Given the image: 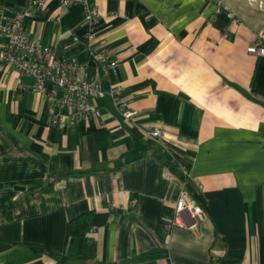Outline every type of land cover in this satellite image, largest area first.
Listing matches in <instances>:
<instances>
[{
  "label": "crops",
  "instance_id": "1",
  "mask_svg": "<svg viewBox=\"0 0 264 264\" xmlns=\"http://www.w3.org/2000/svg\"><path fill=\"white\" fill-rule=\"evenodd\" d=\"M91 1L94 39L83 5L61 0L34 9L25 34L84 62L88 79L101 78L92 51L106 49L137 113L124 118L103 80L101 117L51 125L33 79L0 62V262L264 264V57L248 51L264 0L221 11L211 0ZM182 196L204 210L197 230L167 226ZM89 210L86 234L69 241L68 222Z\"/></svg>",
  "mask_w": 264,
  "mask_h": 264
},
{
  "label": "built area",
  "instance_id": "2",
  "mask_svg": "<svg viewBox=\"0 0 264 264\" xmlns=\"http://www.w3.org/2000/svg\"><path fill=\"white\" fill-rule=\"evenodd\" d=\"M211 1L219 5L218 11L225 7L223 0ZM45 2L46 0H31L27 8L19 9L12 15L0 10V62L33 79L32 88L42 93L46 99L51 125L65 127L82 119L101 117L102 112L95 102L105 93L103 80L111 82L109 94L121 115L126 119L134 118L137 112L129 106L123 86L112 83L117 61L109 57L106 49L100 47L92 51L91 54L99 61L101 78L88 79L79 75L85 68L84 62L60 57L52 46L44 45L25 34V19L32 15L34 9H42ZM61 3L67 7L83 5V36L88 40L94 39L101 18L100 6L91 0H61ZM225 9L228 10L227 7ZM105 43L102 41L103 46ZM248 51L264 57V30L257 33ZM160 136V130L149 132V137L153 139ZM204 218L203 208L182 196L177 201L174 215L167 226L169 229L179 226L197 230Z\"/></svg>",
  "mask_w": 264,
  "mask_h": 264
},
{
  "label": "trees",
  "instance_id": "3",
  "mask_svg": "<svg viewBox=\"0 0 264 264\" xmlns=\"http://www.w3.org/2000/svg\"><path fill=\"white\" fill-rule=\"evenodd\" d=\"M4 213H8L4 211ZM93 216V211L89 210L84 212L74 218H72L67 225V235L69 237V241L77 237L84 236L86 234L87 228L90 225L91 219ZM34 248L36 250L42 251L43 248L40 246L35 245Z\"/></svg>",
  "mask_w": 264,
  "mask_h": 264
}]
</instances>
